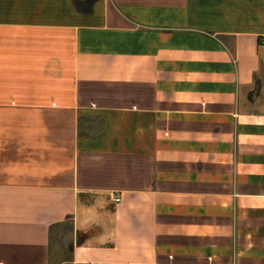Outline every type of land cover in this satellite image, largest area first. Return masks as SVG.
<instances>
[{
    "label": "crops",
    "instance_id": "1",
    "mask_svg": "<svg viewBox=\"0 0 264 264\" xmlns=\"http://www.w3.org/2000/svg\"><path fill=\"white\" fill-rule=\"evenodd\" d=\"M0 264H264V0H0Z\"/></svg>",
    "mask_w": 264,
    "mask_h": 264
},
{
    "label": "built area",
    "instance_id": "2",
    "mask_svg": "<svg viewBox=\"0 0 264 264\" xmlns=\"http://www.w3.org/2000/svg\"><path fill=\"white\" fill-rule=\"evenodd\" d=\"M112 198L115 200V202H120V197L117 195H112Z\"/></svg>",
    "mask_w": 264,
    "mask_h": 264
}]
</instances>
